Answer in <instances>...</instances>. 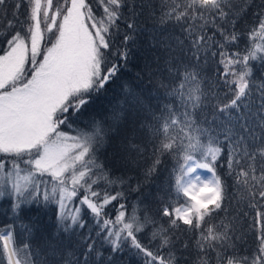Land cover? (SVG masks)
<instances>
[{
  "label": "snow or ice",
  "instance_id": "obj_1",
  "mask_svg": "<svg viewBox=\"0 0 264 264\" xmlns=\"http://www.w3.org/2000/svg\"><path fill=\"white\" fill-rule=\"evenodd\" d=\"M96 3L0 0V198L17 218L55 205L57 220L39 250L0 232V264H264V0ZM142 46L135 78L151 87L124 82L111 113L134 114L120 144L133 186L97 155L113 124L73 126ZM166 161L155 211L129 212L116 187L140 192Z\"/></svg>",
  "mask_w": 264,
  "mask_h": 264
},
{
  "label": "trees",
  "instance_id": "obj_2",
  "mask_svg": "<svg viewBox=\"0 0 264 264\" xmlns=\"http://www.w3.org/2000/svg\"><path fill=\"white\" fill-rule=\"evenodd\" d=\"M89 3L92 5L94 11L100 14L102 10L98 8L96 0H89ZM116 43L119 44V37H117ZM241 47H243V43ZM2 48L3 44L0 43V49ZM0 54H2V52H0ZM150 54L151 53L143 46L141 49H133L128 67L122 72L121 80L115 84L109 85L107 91L95 97L93 102L87 106V110L84 115L80 117L78 123L73 126L76 129L89 131V125L93 119L105 120L113 124V130L108 133L106 144L99 150L97 155L100 162L105 165L113 178L123 176L125 179H128L131 177L133 186H135L136 177L140 174L139 169L134 166H126L122 162L120 144L124 133L130 131V125L134 114L125 106L124 120L116 123L111 120V113L115 107L122 106L124 103L125 93L121 88V84L124 82H127L137 92L151 87L146 83L137 81L135 78V74L143 66L144 57L150 56ZM254 65V71L259 74L262 70L259 62H254ZM153 97V105H159L161 107L164 105L165 98L162 93L157 94L153 92ZM65 131L70 135L75 134L72 129H65ZM171 165V161H166L165 165L161 167L159 175L153 179L152 182L144 184L140 192L129 193L127 184L123 186V189L119 186L116 187V190H123L125 192L127 199L123 202L128 205L129 212H131V206L134 203H139L141 208L150 206L153 211H155L159 203V198L164 197L167 193V176L171 170ZM108 190L112 191L113 189L109 188ZM55 207V205L44 206L42 203L26 205L24 206L20 218H17L11 210V202L7 198H0V232L12 230L18 246L22 242L29 243L33 249L39 250L42 241L49 236L55 235L57 232ZM106 211L112 215L115 209L109 205ZM22 224L28 225L31 228L30 235L24 231ZM0 259H2V257H0ZM123 259L124 264H140V259L138 257L127 252L124 253Z\"/></svg>",
  "mask_w": 264,
  "mask_h": 264
}]
</instances>
